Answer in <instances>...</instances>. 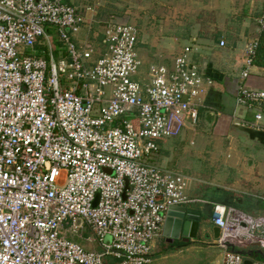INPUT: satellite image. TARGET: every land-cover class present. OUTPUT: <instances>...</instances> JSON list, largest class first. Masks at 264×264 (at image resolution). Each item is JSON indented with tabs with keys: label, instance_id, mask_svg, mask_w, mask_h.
<instances>
[{
	"label": "built area",
	"instance_id": "obj_1",
	"mask_svg": "<svg viewBox=\"0 0 264 264\" xmlns=\"http://www.w3.org/2000/svg\"><path fill=\"white\" fill-rule=\"evenodd\" d=\"M83 22L65 0H0V264H150L170 207L197 202L188 177L147 158L199 123L213 84L195 60L199 46L145 76L137 27L111 17L101 50L74 40ZM257 23L261 37L264 11ZM45 45L48 60L36 55ZM259 47L258 39L246 48L237 103L256 112L240 125L264 132V91L244 86ZM238 215L213 211L223 264H245L226 239L241 237ZM86 228L98 251L71 240Z\"/></svg>",
	"mask_w": 264,
	"mask_h": 264
},
{
	"label": "crops",
	"instance_id": "obj_2",
	"mask_svg": "<svg viewBox=\"0 0 264 264\" xmlns=\"http://www.w3.org/2000/svg\"><path fill=\"white\" fill-rule=\"evenodd\" d=\"M65 1L73 5L84 20L81 31L74 40L80 42L89 39L94 45H99L101 50L104 48L102 38L106 22L111 17L122 24L128 23L131 19L125 15L132 3L131 0ZM167 4L169 5V2ZM174 4V22L170 21L169 16L165 18L161 34L166 37L157 44L155 55L159 56V52L163 51L161 46L167 45L166 42L170 41H174L175 44L182 43V47L178 46L174 51L175 58L185 47L197 45L200 53L195 56V60L202 74L213 83L203 98L198 129L190 131L189 148L186 147L187 129L182 128L177 131L169 146H166V143L160 144L157 157V166L161 169L178 172L191 180L187 195L197 202L185 207L201 212L203 225L199 237L186 246L190 250L201 243L221 249L220 242L214 239L212 231L215 227L212 220L213 211L217 205L237 212L239 218L246 220L240 227V236H248V241L251 239L249 235L262 239L264 231L262 232L260 226H255L262 223L259 222L260 219L255 218L264 213L261 209L264 198L255 195L256 191L264 189V163L256 165L255 161L258 158L256 152H264V145L259 140L251 138L248 130L252 129L240 125L241 121L254 122L256 112L246 106H240L237 97L239 87L243 83L241 73L245 69L246 48L251 42L261 40L262 37L258 35L257 19L264 11V0H175ZM194 8L202 13L201 17L190 15L195 12ZM186 14L190 16L186 18ZM161 15L166 17L167 14ZM222 41L225 42L224 47H221ZM143 56L152 61V64L170 66L172 63L170 59L162 56L161 61L145 53ZM260 57L258 54V61ZM257 60L249 78L244 81V86L250 90L264 91V65L257 64ZM255 168L258 171L254 172ZM249 225H253L252 228H249ZM86 231L88 230L80 234L82 241ZM205 236L210 238L207 239ZM226 239L232 243L237 241L236 236L232 235H228ZM177 241L186 244L181 239L171 243L170 239L164 237L163 227L161 235L153 242L154 250L156 251L160 242L170 245ZM83 243L87 250L98 251V248L94 247L95 241L91 234ZM237 246L241 247L240 244ZM252 249L250 247L245 249L249 252L246 259L256 261L257 249ZM262 251L264 253V249ZM213 263H224L222 249Z\"/></svg>",
	"mask_w": 264,
	"mask_h": 264
},
{
	"label": "rangeland",
	"instance_id": "obj_3",
	"mask_svg": "<svg viewBox=\"0 0 264 264\" xmlns=\"http://www.w3.org/2000/svg\"><path fill=\"white\" fill-rule=\"evenodd\" d=\"M163 1L164 0H131L132 3H130L128 9L126 10L125 15H128L131 18L130 20H128L129 21L128 24L137 27V29L141 33V38H139L137 47H138V53L140 55V58L143 61V66L140 71L143 75L148 73L150 64H152V61L144 58L143 53L147 54L148 56H153L156 59H160V56H162L166 59H170V61L172 62V60L175 58V55H176L175 54L176 52L174 53L175 49H177L178 46L182 47V43L180 42H177L176 44L174 41H170L169 43L166 42L167 45L161 46V50L163 51L159 52V56L155 55L157 54V50H156L158 48L157 44H160L163 38L166 37L165 35L161 34L162 26H163V22L165 21V18L167 19L169 16L170 21L174 22L173 17L175 16V9H174L175 0H167L164 2ZM167 2H169V5L167 4ZM162 9H167V11H164ZM194 10L195 12H193V14L190 13V15L197 17V18L202 16V13H200V11H198L197 8L196 9L194 8ZM127 12H129V14ZM163 13L167 14L166 17L161 15ZM181 15L182 14L180 13L179 16L181 17ZM190 15L186 14L185 17L188 18ZM183 21L185 22L184 19ZM56 45L58 48H61V44L59 42H57ZM39 51H44L45 54L37 53L36 55H40L46 60L49 59L47 45L41 47ZM60 51L63 52L62 50H59L58 53L54 54V58L56 62H58L62 58V56L60 55ZM161 60H163V58H161L159 61ZM131 123L134 125L135 130L138 132L140 130V127L138 126V122L136 121L135 117L131 119ZM198 126H199V123L195 126L189 125L188 127H186L187 129L186 132L188 133L187 142H186L187 148H189V141L191 140V136L189 135L191 133L190 131H195V129H198L197 128ZM173 138H169V139L159 142L158 143L159 147H160V144L162 145L163 143H166V146H169L170 143H172ZM158 153L152 154L150 157H148L147 158L148 161H150L151 163L155 165H158V160H157ZM256 153L258 155V158L255 161L256 165H259L260 163H264V152L259 151V153L258 152ZM255 162L253 164H255ZM256 171L258 170L255 168L254 172ZM256 192L257 193L255 196H258V197L260 196L264 198V189H262L259 192L258 191ZM251 196L249 197V199L252 198ZM262 203L263 202H261V204ZM258 216H261V217H258ZM258 216L257 218H255V220L260 219L259 222L262 223V224L259 223L260 229L263 232L264 231V213ZM252 226L253 225H249V228L250 227L252 228ZM255 226H257V224H255ZM86 230L88 229L86 228ZM90 234L92 236V232L90 230L86 231L83 241L78 235L75 237L72 236L71 240L84 245L85 243L83 242L86 241V237L89 236ZM242 236L240 238H237V241H234L236 242V244H240L241 247H238L237 245H232V246L235 247L236 250H242L241 253L243 256H245L247 252L245 251V249H247L248 247L253 248V249L256 248L257 250L264 249L261 247V244L248 241L249 240L248 236H244V237ZM198 244L199 245H197V247L189 250V248L186 245L182 244L179 241L175 242L174 244H170V245L160 242L156 251L154 250L155 244H153L151 264H214L213 260L221 254V249L216 246L212 247V246H205L201 243H198ZM94 247H97L99 250L97 242H95ZM106 262H108V264H120V261L114 258H110V257L106 258Z\"/></svg>",
	"mask_w": 264,
	"mask_h": 264
},
{
	"label": "water",
	"instance_id": "obj_4",
	"mask_svg": "<svg viewBox=\"0 0 264 264\" xmlns=\"http://www.w3.org/2000/svg\"><path fill=\"white\" fill-rule=\"evenodd\" d=\"M248 131L251 138L259 140L264 145V132H259L255 130H248ZM201 216H202L201 212L188 209L185 206L170 207L167 213V219L164 226V237L170 239L171 243L179 239H181L186 244L196 240L199 237L202 230L203 224H202ZM212 231H213L214 239L216 241L220 240L222 237V230L219 227L215 226L213 227ZM205 238L209 239L210 237L205 236ZM255 253L258 261H264V253L262 250H257ZM248 254L249 252H246L244 257L246 258ZM252 263L253 260H249V259L245 260V264H252Z\"/></svg>",
	"mask_w": 264,
	"mask_h": 264
},
{
	"label": "trees",
	"instance_id": "obj_5",
	"mask_svg": "<svg viewBox=\"0 0 264 264\" xmlns=\"http://www.w3.org/2000/svg\"><path fill=\"white\" fill-rule=\"evenodd\" d=\"M260 42L261 43H260V47L258 50V54H260L261 57H260L259 61L257 60V64L264 65V34L262 35ZM261 209L264 210V204L262 205ZM185 245H187V244H185ZM107 264H108V262H107Z\"/></svg>",
	"mask_w": 264,
	"mask_h": 264
}]
</instances>
